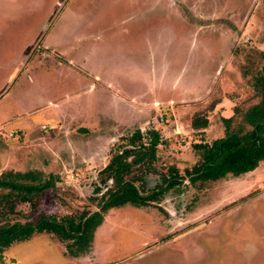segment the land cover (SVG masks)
I'll return each instance as SVG.
<instances>
[{
	"label": "rangeland",
	"instance_id": "rangeland-1",
	"mask_svg": "<svg viewBox=\"0 0 264 264\" xmlns=\"http://www.w3.org/2000/svg\"><path fill=\"white\" fill-rule=\"evenodd\" d=\"M46 22V43L77 59L81 75H58L59 58L37 59L6 94L0 88V174L37 170L59 178L33 219L99 211L111 187L101 181L105 161L136 128L153 127L144 125L151 122L148 110L134 126L110 120L116 108L119 116L127 111L122 102L143 109L173 102L177 108L197 98L183 127L196 113L209 118L210 131L181 132L171 137L169 151L159 147L162 156L142 180L149 191L169 168L181 176L192 168L194 144L223 136L218 104L229 102L231 111L237 106L238 123L259 101L252 78L263 65L264 0H0V63H21ZM38 61L53 65L52 73ZM9 71L0 68L4 77ZM89 85L95 88L86 95ZM72 92L80 96L68 99ZM165 116L156 121L168 124ZM184 179L175 187L179 194L171 190L149 206L104 213L87 253L70 256L72 241L35 234L5 249L3 264H264V163L211 183L192 186ZM17 210L30 211L27 204Z\"/></svg>",
	"mask_w": 264,
	"mask_h": 264
},
{
	"label": "trees",
	"instance_id": "trees-1",
	"mask_svg": "<svg viewBox=\"0 0 264 264\" xmlns=\"http://www.w3.org/2000/svg\"><path fill=\"white\" fill-rule=\"evenodd\" d=\"M263 65L256 77L252 78V88L259 101L242 112L241 120L235 123L241 110L235 106L232 115L223 119V136L211 143L194 144L193 151L198 157L191 169L183 176L174 174L175 168H169V174L163 175L162 185L146 191L143 177L153 170L157 160L160 134L155 130L142 132L134 130L124 137L125 144L117 151L113 150L106 166L100 171L102 183L111 182L110 190L101 198L99 211L83 213L78 218L56 219L39 215L38 207L45 193L56 187L59 178L54 174L45 175L37 170L25 172L7 170L0 174V264H3V252L15 243H23L35 234H49L61 242H70V256L88 252L92 235L102 221L104 213L112 208L126 205L146 207L159 202V198L175 185L182 186L184 178L190 185L211 183L228 176L239 177L254 171L264 163V53ZM204 116L196 113L191 120L193 130L205 125ZM96 191H100L99 188ZM21 204H27L28 214L17 210ZM26 219L24 222L18 218ZM70 246V245H69ZM72 249V250H71Z\"/></svg>",
	"mask_w": 264,
	"mask_h": 264
},
{
	"label": "crops",
	"instance_id": "crops-1",
	"mask_svg": "<svg viewBox=\"0 0 264 264\" xmlns=\"http://www.w3.org/2000/svg\"><path fill=\"white\" fill-rule=\"evenodd\" d=\"M52 7H50L51 9ZM52 11V9H51ZM53 13V11L51 12V14ZM51 14L48 16V19L49 17L51 16ZM48 22V21H47ZM46 22V24H44V26L42 27V30L41 32L37 35L36 39H35V42L33 44V46H30V48L27 50V52L24 54V58L23 60L21 61V63H19V61L16 62L15 64V67L14 66H10L9 63H0V68H5V69H8L10 68L11 71H9L7 73V75L4 77L3 75L0 74V82H2V85L0 88H2V92L4 94H6L8 91H7V87L9 86V83L10 82H14L16 80V78L18 79L24 72H26L27 70H31V66L33 64H35L36 60H47V63L48 62H54V60H56L55 58H59V61L56 60V62L58 63L56 66H57V69L59 71L58 75H67L69 74L68 76L72 77V75H75V77L77 75H81L78 73L77 70H81L83 71V65L82 66H79L77 64V59L76 60H72L70 57H68L67 55H65V53L63 51H59L55 48V46H52V45H49L46 43V40L48 38V33H50V31H47L46 32V29H47V25L48 23ZM46 32V34H45ZM45 34V35H44ZM43 40L40 42V44L38 45V48L35 50L34 47L36 46V41L37 39L40 37V36H43ZM109 41V38L107 39ZM108 41H105V42H108ZM93 42V41H92ZM101 43H104V42H101ZM140 43V42H139ZM34 51H39V56L41 54V58H36L35 57V53ZM60 52H62L60 54ZM76 55V54H75ZM62 60V61H60ZM40 61H38L39 63H37V67H46V70L50 71V68L53 67V65H51L50 63L47 65H43V63H41ZM61 62V63H60ZM62 62H65V64H62ZM53 70V68H52ZM52 73V71H50ZM54 72H55V68H54ZM12 73V74H10ZM43 73H49V72H43ZM72 74V75H70ZM16 76V77H15ZM25 76L27 77L28 76V72H26ZM93 78V76H91ZM15 78V79H14ZM93 87L95 88L94 85H89L88 87H86L84 93L86 92V95H90L93 91ZM68 99H75L77 97L80 96V94L76 93V92H72L71 94L67 95ZM199 97V96H198ZM191 103L188 104L187 106H183V107H177L175 108L174 107V104L173 102H169L167 105L164 106V104H159L157 101H155L154 103L150 104L149 105V108L148 106L144 105L145 106V109L143 108H135L134 105L132 104H129L127 102H122L123 105H126V110L124 114H120L119 116V113L122 112L121 109L116 108V111L118 112L116 117L113 116H110V120L112 121H115V122H118V123H123L127 126H134L136 125L135 122L140 120L141 118L145 117V115L147 114V110L149 111V114L150 116L152 115V118H151V122L147 121L144 123L147 124H151L153 127H152V130H155L157 131L159 134H160V137H161V144L158 146V149L159 147H162L163 151H169L170 147L172 146V143H171V140L173 137V139H177V136H179L182 133H189L190 131L192 133H202L204 131H210L209 129L206 130V126H207V122H208V116H204V122H205V126L200 129V130H193L191 125H186V127L189 129L188 131L186 130V127L184 125V120L186 118L187 120V117H189V115L191 116V114L195 111V108L196 106L194 104H192L193 102H196L198 101L197 98H192L191 100H189ZM158 103V104H156ZM56 106V107H55ZM87 106L88 107H91V104L90 102L87 103ZM59 106H57V104H54L53 105V108L54 109H58ZM163 107V108H162ZM132 108H134V110H132ZM192 108V111L191 109ZM56 109V110H57ZM131 109V110H130ZM213 109V107H212ZM215 111H217V113H219V116L222 117V118H229L231 115H232V111L229 107V102L227 103L225 100L222 101V103L218 104L216 106V108H214ZM214 109L212 110L214 112ZM165 113L166 114V119H164V121L168 122V124L164 125V124H159L158 121H156V118L158 115L160 114H163ZM216 113V112H215ZM59 115V114H58ZM75 117H77L78 115L75 114L74 115ZM203 116V115H202ZM192 120V118H191ZM183 122V123H182ZM191 123V121H190ZM207 123V124H206ZM44 128V127H42ZM136 129H139V128H136ZM135 129V130H136ZM144 128H140L139 130L143 132ZM208 135V134H207ZM210 135H208L209 137ZM175 137V138H174ZM222 137V135L220 137H216V138H213V141L216 140V139H220ZM96 140H100L102 138H95ZM95 139H92V140H95ZM111 139H114V138H110V141ZM190 139V137L188 136V140ZM203 139V138H201ZM188 143V141L186 142ZM200 143V142H199ZM157 156H162L161 153L158 151L157 152ZM108 162V161H107ZM107 162L105 161L104 165H103V168L106 166ZM102 168V169H103ZM101 169V170H102Z\"/></svg>",
	"mask_w": 264,
	"mask_h": 264
},
{
	"label": "flooded vegetation",
	"instance_id": "flooded-vegetation-1",
	"mask_svg": "<svg viewBox=\"0 0 264 264\" xmlns=\"http://www.w3.org/2000/svg\"><path fill=\"white\" fill-rule=\"evenodd\" d=\"M109 182H110V181H109ZM160 185H162V183H160ZM157 186H158V184H157L156 186H154L153 188H155V187H157ZM176 186L180 187L179 185H175V187H176ZM175 187L172 188V189H170L169 191L173 190V191H176V192L179 194V192H180L181 190H177V189H175ZM144 188H145V187H144ZM153 188H152V189H153ZM178 189H179V188H178ZM145 190H146V189H145ZM167 192H168V191H167ZM165 193H166V192H165ZM165 193H164V194H165ZM164 194H163V195H164ZM163 195L159 198L160 200L162 199ZM160 200H159V201H160Z\"/></svg>",
	"mask_w": 264,
	"mask_h": 264
}]
</instances>
